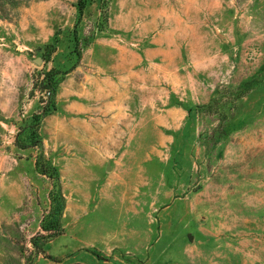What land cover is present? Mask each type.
<instances>
[{
  "label": "rangeland",
  "instance_id": "374dc122",
  "mask_svg": "<svg viewBox=\"0 0 264 264\" xmlns=\"http://www.w3.org/2000/svg\"><path fill=\"white\" fill-rule=\"evenodd\" d=\"M77 1L0 0V264H264V0Z\"/></svg>",
  "mask_w": 264,
  "mask_h": 264
},
{
  "label": "trees",
  "instance_id": "16d2710c",
  "mask_svg": "<svg viewBox=\"0 0 264 264\" xmlns=\"http://www.w3.org/2000/svg\"><path fill=\"white\" fill-rule=\"evenodd\" d=\"M93 1H95V0H78L77 1V10H78V15H79L77 24L81 21L84 12L86 11L87 7ZM99 1L104 6V9H106V6H107V3L109 2V0H99ZM75 29H77V28H75ZM51 75H52V72H48V74L46 76L47 77L49 76V78H50ZM50 81L47 82V85L49 84V86L46 87V89H49L47 91V92H49V95H51L52 91L55 90V85L53 86V84ZM254 82H255L254 80H250V81L245 82L244 85L247 87V89H251L252 86H254V84H255ZM205 107H207V106H205ZM214 107L215 106H213V104L208 105V108L214 109ZM33 130H34L33 133L36 135L38 133L37 124H36V126H33ZM36 141L41 142L39 138ZM37 166H38L39 170L41 171V173H43L45 175L51 174V177L58 178V169L54 165L49 163L48 161L43 160V156L40 159H38ZM51 200H52L51 211L49 212L48 216L46 217L45 221L43 222V229L46 231H53L54 233L57 234L63 230L62 216H63L64 210L66 207V199H65V196L63 195V193L60 189V182L59 181H58V192L54 193Z\"/></svg>",
  "mask_w": 264,
  "mask_h": 264
}]
</instances>
